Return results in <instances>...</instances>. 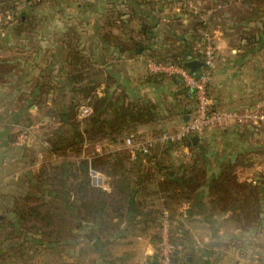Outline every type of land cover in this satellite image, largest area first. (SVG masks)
<instances>
[{"label":"trees","instance_id":"16d2710c","mask_svg":"<svg viewBox=\"0 0 264 264\" xmlns=\"http://www.w3.org/2000/svg\"><path fill=\"white\" fill-rule=\"evenodd\" d=\"M65 1L0 0V12L30 2L20 11L12 29L19 34L36 35L47 19L41 12L46 7L59 9ZM234 1L244 5L234 15L237 22L235 29L241 45L249 48L259 40L257 29L247 22L258 15L257 10L261 6L264 9V0ZM176 2L181 0H133L127 5L131 11L129 17L122 10L108 11L97 30L104 49L114 48V52L129 55H137L142 49L150 58L182 66L192 59H201L202 48L207 42L205 32L208 23L190 11L187 3H183L186 14H190L187 22L173 18L175 21L168 24L167 29L163 27L161 34L155 32L160 23L148 22L143 11L149 9L152 12ZM256 2L258 7L254 6ZM158 35H161L162 41L153 40ZM81 40L76 27L70 28L62 39L61 49L66 63L64 78L35 77L30 91L22 92L27 94L22 97L27 103L25 109L35 105L37 112L34 118L28 111L26 116L22 114V123L26 122L27 125H21L16 141L20 133L39 117L50 121L49 126L43 128V139L50 142L51 149L56 153L72 150L80 154L86 144L102 140H108L119 148L111 153L93 155L90 159L64 161L52 170L41 168L39 174L51 181L49 185L43 184L46 186L44 191L62 205L56 206L54 212L43 213L40 206L27 207L10 200L0 216V228L9 230L4 233V243L0 242V251L3 252L0 258L23 254L30 241L34 242L36 248L42 249L57 245L75 246L80 242L79 237L90 244L93 252L103 253L105 239L114 238L122 224L127 222L131 226L142 223L141 228L152 226L151 241L158 261L157 251L161 241L159 221L152 225L156 215L160 216L163 207L172 210L171 204L189 202L204 188H207L214 206L233 212L238 225L247 228L258 222L261 214H264V169L253 175H243L259 163L252 160L253 151L249 155L241 152L233 158L222 159L212 156L210 145L204 141V137L196 144H193L192 137H187L170 147L164 146L160 154L157 147L147 154L134 149L132 157L131 149L123 145L127 137L142 140L144 136L139 133L140 127L150 126L152 130L160 128L162 118H167L169 122L183 120L185 114L194 112L196 97L189 88L184 87L179 77L149 72V78L156 84L166 80L177 83L175 111H169L164 117L153 101L131 98V90L112 75L109 67L117 64L118 57L107 53L101 63L103 67H100L93 57V49H90V54L85 53L80 45ZM11 72L12 67L0 61V82ZM208 96L212 99V108L218 109L212 83L208 85ZM82 106L89 107L91 111L80 118ZM239 129L243 136L252 135V138L258 132L264 134L263 123L244 124ZM164 131L159 129L154 136ZM254 139L258 140L256 136ZM183 147L189 148V159L178 158L174 153ZM254 149H257L254 154H264V144ZM91 169L104 174L107 189L93 185ZM158 196L164 201L161 209L149 202L150 198ZM71 223L73 225L69 226ZM170 239L173 246L172 264H185L183 237H178L172 229Z\"/></svg>","mask_w":264,"mask_h":264},{"label":"crops","instance_id":"0c3cea01","mask_svg":"<svg viewBox=\"0 0 264 264\" xmlns=\"http://www.w3.org/2000/svg\"><path fill=\"white\" fill-rule=\"evenodd\" d=\"M188 1L190 3L201 2L203 8L201 7V12L195 15L208 23L205 34L209 35L216 48L217 61L211 83L217 108L224 111H251L264 118L263 7L261 6V9L257 10L258 15L247 22L249 26L257 29L256 35L259 40L247 48L239 42L240 36L235 29L237 22L234 15L237 9L244 7L241 2L234 0ZM188 1L181 0V2L166 4L152 12L149 9L143 11L148 22L160 23L155 28V32L161 34L162 23H172L175 21L173 18H180L187 22L188 14L183 8V3L187 2L188 4ZM66 2L68 3L61 4L63 7L62 17L56 16L59 15L56 14L59 9L49 8L46 23H42V30L40 29L36 35L34 33H16L12 29L15 24L3 27L0 32V61L12 67V72L3 79V82H0V197L8 194L7 192L12 189V186L6 187V181L13 182L26 173V168H24L26 157L22 151L25 148L22 149L16 144V134L22 127V114L25 115L28 111L34 118L37 106L32 105L26 110L27 103L22 97L27 94L24 95L22 92L30 91L35 77L50 76L57 80L62 79L61 77L64 78L66 63L61 45L64 35L70 28L76 27L81 34L80 45L84 48L85 53L90 54V49H93V57L100 67H103L101 63L107 53L119 58L117 64H113L109 68L112 75L118 79L120 84L127 86V89L137 94L142 92L141 94L145 95L144 92L148 89L165 83H170L178 88L177 83L171 80L156 84L149 78L150 71L145 68L148 54L142 49L137 55L114 52V48L104 49V44L97 34L98 25L110 10H122L127 13L126 17H129L131 11L127 5L133 3V0H66ZM254 6L258 7L259 4L256 2ZM65 7L69 10L72 9L70 14ZM188 7L191 11L190 6ZM202 10L204 11L202 12ZM133 23L139 22L134 21ZM158 39L162 41L161 35L153 40L157 41ZM135 63L142 65L137 76L134 71H122L123 66L134 67ZM130 74L140 81L139 88L134 87L135 84L133 80H130L133 79L129 77ZM137 88L141 91L136 92ZM151 100L154 101V99ZM187 115H184L183 120L171 121L176 124L174 125L176 129L186 122L185 116ZM19 120L20 122H18ZM44 121H47V118L38 117L35 124H32V134L34 128L36 131L32 135V139L43 140ZM251 123L264 124V119L248 120L244 124ZM244 124L222 127V131L215 134L216 136L213 135L210 142L213 143V146L221 142V147L211 149V154L222 159L233 158L241 152L249 155V152L253 151L252 160L259 163H256L249 172L243 173L246 177L264 169V154H254L257 149H248L245 144L243 145V142L249 144L248 139H250L249 135L243 136L240 132L239 126ZM146 130L150 131V134L152 133L150 126H141L139 129L140 132ZM149 137H153L152 134ZM149 137H143L142 141ZM202 137L204 135L200 137V140ZM123 145L125 146V144ZM154 147L158 148L159 154L163 151L159 145ZM118 148L113 145L109 153ZM183 149L185 152H189V155L186 156V159H189V148L183 147ZM174 153L178 152L175 150ZM102 188H108L106 177L105 185ZM149 202L155 203L157 207L163 205L162 198L159 196L150 198ZM180 207H182L180 210L185 211L183 222L190 230V235L186 232L190 238V245H187L186 239L182 245L186 258L185 264H264V214H261L260 220L253 226L243 228L235 222L230 209L220 210L213 205L207 188H204L198 196L189 202L182 201ZM135 226L137 228L133 226L128 231L125 230L127 227L123 229L121 226L120 230L114 234L116 237L117 233L124 230L123 233H120L124 237L122 239L132 237L122 240L124 242L122 246L119 243L116 244V247H123L121 253L116 252V255L113 254L114 257L111 259L106 257V259L103 253L94 252L97 258L95 264H159L156 259V249L151 241L152 226L144 228ZM2 253L0 251V256ZM6 259L0 258V264H12Z\"/></svg>","mask_w":264,"mask_h":264},{"label":"rangeland","instance_id":"374dc122","mask_svg":"<svg viewBox=\"0 0 264 264\" xmlns=\"http://www.w3.org/2000/svg\"><path fill=\"white\" fill-rule=\"evenodd\" d=\"M184 1H188V0H184ZM64 3L66 4L68 2L65 1ZM188 6H190V3H188ZM66 9H68V8H66ZM71 10L68 9L69 14H70ZM62 12H63V7L60 6L58 12L56 13L59 15H56V16L62 17L61 16ZM48 13H49V8H47V7L41 12L43 17H45V16L48 17L49 16ZM187 14H189V13H187ZM39 21L41 22L40 19H39ZM43 23H46V22L44 21ZM162 24H163L162 27H165L167 29L168 24H170V23H162ZM138 26H139V24H138ZM145 68H147L146 61H145ZM140 69H142L141 63H139V64L135 63L134 67H132L130 65H129V67L128 66L122 67V71H124V72L134 71L135 73H137L136 76L138 75V72L140 71ZM129 77L133 78L130 80L134 81V84H135L134 87L139 88L141 85L140 81L136 77H133L132 74H130ZM132 87H133V85H132ZM138 88H137L136 92L141 91V89H138ZM177 90H178V88L176 86H174L170 83H168V84L165 83L163 85L155 86L154 88L148 89L147 91L144 92L145 95L141 94L142 92L137 94L134 91H131V95H132L131 98L141 97V99H144V100L154 99L153 102L158 105L159 109H161V110H159V111H161V115H163L164 117H167V115H168L167 113L169 111H175L174 107H175V104L177 103V101H176L177 98L175 99ZM143 96H144V98H143ZM166 120H168V119L162 118L160 121L161 127L156 128V129L153 128L154 129V130H152L153 133H151V134H153V136L155 133H157L159 131V129H164L165 131H175L176 130V128L174 127V125H176V124H174V122H169ZM176 120H181V119H176ZM49 123H50L49 120L44 121V124H43L44 127H48ZM22 125H27V123L23 122ZM31 126L29 127V130H28L29 131L28 140L23 145H18L16 143L18 146H20V148H22V149L25 148L22 151H23L24 156L26 157V160L24 163V168H26V173H23V175H21L19 177V179L15 180L13 182L10 180L6 181V187L12 186L13 190L11 189V191H9L7 189L9 191V192H7L8 194L4 195L3 197H0V216L3 215L4 208L9 205L8 203L10 202V200H13V202L18 201L19 203H21L23 205H27V207L29 205H34L37 207L40 206L39 208L43 213H48L50 211L54 212L55 207L61 206L62 204L60 201H57V200L53 199L52 197H50L47 194V192L44 191V190H46V186H43V184L47 183V185H49V183L51 181H47L46 177H43V175H40L39 170L41 168H48V169L52 170L53 168H56L57 166L60 165V163H62L64 161H74L75 162L79 159L85 158L90 153V147L87 148L86 146H84V148L82 149L83 151L80 154H76L72 150H67L63 153H56L55 151H53L51 149L50 142L46 141L45 139H43L42 141L38 140V138L32 139V135H34V132H36V131L34 128V132L32 134L31 130L33 131V129L31 128ZM220 130H221V128H216V130L212 129L209 132H207L206 134H204V141L207 142L208 145H210L211 149L221 147V142H218V144H215V146H213V143L210 142L212 136L215 134H218ZM139 133L141 135H143L144 138L149 137L151 135L150 131L148 132V130L142 131V132L139 131ZM30 135H31V138H30ZM255 136L258 139L256 141L254 139ZM255 136H254V138L248 136V138H250V139H248L249 144L247 142H243V145L245 144V147L248 149H251V148L254 149L255 147H258L259 144H264V134L263 133L260 134L258 132L257 135H255ZM142 140H138L136 142L139 143ZM124 144H125V142H124ZM125 147H127V146L125 145ZM161 148H163V147H161ZM177 152L178 153L176 154V156L178 158L186 159V156L189 155V152H185L183 148L181 150H178ZM53 154H55V155H53ZM27 172H28V174H27ZM27 197H28V199H26ZM163 202L164 201H162V204H163ZM152 205H153V207H155L157 209H161L160 207H162V205L160 207H157L155 203ZM171 205L174 208V209H172V210H174V213L170 209L172 214H173V222H172L173 228L172 229L176 232V235L178 237H183V239H186L187 245L188 244L190 245V243H189L190 238L188 237V234L190 235V230L187 228V226L183 222L184 217H185L184 216L185 211L180 210L182 208V207H180V204H177V205L171 204ZM167 208H169V207H167ZM160 218H161V214H160V216L156 215V219L152 225L154 226L155 223L160 221ZM59 221H61L60 218H59ZM127 224H128V226H127ZM72 225L73 224L71 223L69 226H72ZM137 225L139 227L143 226L142 223H138ZM133 226L136 227L135 225H133ZM133 226L129 225V223H127V222H124L122 224V228L125 229L127 227L125 229L127 231L129 229H131ZM73 228H75V227H73ZM4 229L5 230L0 228V242L1 243H4V237H5L4 233L9 231L6 228H4ZM123 232H124V230L122 232L117 233V236L114 238L110 237V238L105 239V241H106L105 248L106 249L103 252V255H105L104 258L107 257V258L111 259L112 257H114V255H116V252L121 253L123 247L121 248L120 246H122V243H124L122 240H128V239L132 238V237H126L125 239H122L124 237H122V235L120 233H123ZM186 232H188V234ZM80 234H82V233H80ZM78 239L77 240L80 242H79V244H77L75 246L74 245H57V246H54L53 248H42V249L36 248L34 246V242L30 241V243H28L27 248L23 250V252H22L23 254L17 255L14 257L8 256L6 260L8 262H11L12 264L13 263H15V264H95V261H96L95 259H97V258L95 256V253L90 249V246H89L90 244H88L86 241L81 240L82 239L81 237H79ZM71 243H73V242H71ZM117 243H119L120 246L116 247ZM183 244H184V241H183Z\"/></svg>","mask_w":264,"mask_h":264},{"label":"built area","instance_id":"2783aa9c","mask_svg":"<svg viewBox=\"0 0 264 264\" xmlns=\"http://www.w3.org/2000/svg\"><path fill=\"white\" fill-rule=\"evenodd\" d=\"M27 4H30V2L18 4L11 10L0 12V31L7 25H14L17 22L20 11ZM201 7L202 4L200 1L190 3L191 11L194 14H199ZM205 35L207 42L202 48V58H197L203 62V66L196 72H192L186 68L185 65L182 66L150 57L146 59V65L150 72L165 73L170 76L179 77L184 87L189 88L194 93L196 97V107L194 112L189 115V120L184 122L175 131H164L158 136L149 137L139 143H137L132 136L127 137L125 145L131 149L132 157H134V149H138L142 153L147 154L150 153L151 149L156 145L164 147L187 137H193L195 135L201 137L207 131L214 128H222L228 125H240L248 120L258 121V119H264L251 111H224L212 108V99L208 96V85L213 79L217 54L216 48L212 44L209 35L207 33ZM90 111L89 107L82 106L79 111V117L83 118L87 116ZM28 130L29 128H26L20 133L16 141L18 145H23L28 140ZM85 146L87 148L90 147V153L85 157L90 159L96 154L109 153L113 145L108 140H102L94 144H86ZM90 176L93 185L98 187H103L105 185V176L103 173L91 169ZM172 222L173 214L170 208L163 207L159 221V230L161 234V241L157 251L159 264H172L173 246L170 239V233L173 228Z\"/></svg>","mask_w":264,"mask_h":264},{"label":"water","instance_id":"95a60500","mask_svg":"<svg viewBox=\"0 0 264 264\" xmlns=\"http://www.w3.org/2000/svg\"><path fill=\"white\" fill-rule=\"evenodd\" d=\"M202 66H203V62L198 59H193L185 63V67L191 70L192 72H196ZM188 120H189V116L187 115L185 116V121H188ZM191 140L193 144H196L200 140V137L198 135H195L191 138Z\"/></svg>","mask_w":264,"mask_h":264}]
</instances>
